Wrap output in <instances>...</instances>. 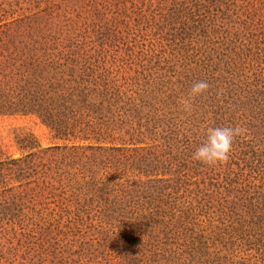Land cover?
<instances>
[{"label":"rangeland","instance_id":"obj_1","mask_svg":"<svg viewBox=\"0 0 264 264\" xmlns=\"http://www.w3.org/2000/svg\"><path fill=\"white\" fill-rule=\"evenodd\" d=\"M246 26L260 30L264 42V0H0V104L8 77L18 78L9 65L19 55L12 35L38 40L50 58L69 56L125 88H142L149 79L169 90L181 87L176 73L181 69L172 62L178 39L193 30L222 40L224 27L231 37ZM246 66L248 80L264 86V57ZM210 125L216 127L212 120ZM217 125L245 132L235 138L228 163L215 168L193 161V152L182 156L174 150L168 156L164 146L149 143L99 156L128 161L121 181L137 189L141 202L165 212L167 235L146 245L147 231L114 227L117 223L86 222L78 230L51 213L49 231L42 232L2 220L0 264H264V118L238 111ZM30 133L39 147L26 146L30 139L21 143ZM64 144L36 114H0V160L34 153L40 169L43 164L53 169V154L63 153L51 146ZM86 161L83 156L66 169L80 180L88 174Z\"/></svg>","mask_w":264,"mask_h":264},{"label":"trees","instance_id":"obj_2","mask_svg":"<svg viewBox=\"0 0 264 264\" xmlns=\"http://www.w3.org/2000/svg\"><path fill=\"white\" fill-rule=\"evenodd\" d=\"M223 29L222 40L206 39L193 30L185 32L187 38L178 39L172 62L181 69L176 71L181 87L169 90L149 79L142 88H125L117 79L96 74L74 58L61 54L50 58L38 40L26 42L10 36L19 55L11 57L9 65L18 78L8 77L10 86L0 114H36L53 138L66 144L51 146L63 153L53 154L54 170L44 164L40 169L34 153L0 160V221L24 229L30 225L42 232L49 231L51 213L78 230L86 222L117 223L114 227L147 231L146 245L170 233L165 212L154 210L149 201L141 202L137 189L121 181L128 161L114 154V161L99 156L146 143L164 146L168 156L174 150L189 156L205 140L206 128L213 127L210 120L217 127L246 110L254 118H264V86L251 83L246 74L248 62L264 57L262 32L246 26L228 37V28ZM39 51H43L41 56ZM198 81H206L209 88L192 100L191 113H185L181 100ZM27 139L32 145L26 146L39 147L32 133L22 137L21 143ZM86 151L90 154L85 155ZM83 156L88 160V174L81 171L79 180L66 168L78 165Z\"/></svg>","mask_w":264,"mask_h":264},{"label":"clouds","instance_id":"obj_3","mask_svg":"<svg viewBox=\"0 0 264 264\" xmlns=\"http://www.w3.org/2000/svg\"><path fill=\"white\" fill-rule=\"evenodd\" d=\"M206 81L195 82L187 98L181 100V110L191 113L192 100L207 92ZM245 132L241 126L208 127L205 130V140L192 153L191 159L202 165L215 168L225 165L230 160L234 140Z\"/></svg>","mask_w":264,"mask_h":264}]
</instances>
